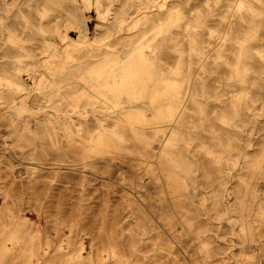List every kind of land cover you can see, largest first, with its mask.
I'll use <instances>...</instances> for the list:
<instances>
[{"label": "rangeland", "instance_id": "374dc122", "mask_svg": "<svg viewBox=\"0 0 264 264\" xmlns=\"http://www.w3.org/2000/svg\"><path fill=\"white\" fill-rule=\"evenodd\" d=\"M0 264H264V0H0Z\"/></svg>", "mask_w": 264, "mask_h": 264}]
</instances>
